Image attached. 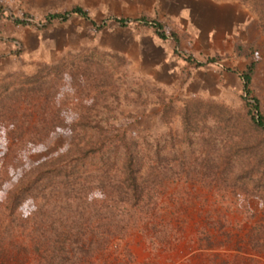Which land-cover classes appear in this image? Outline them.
<instances>
[{
  "label": "rangeland",
  "instance_id": "1",
  "mask_svg": "<svg viewBox=\"0 0 264 264\" xmlns=\"http://www.w3.org/2000/svg\"><path fill=\"white\" fill-rule=\"evenodd\" d=\"M258 1L0 0V264H264Z\"/></svg>",
  "mask_w": 264,
  "mask_h": 264
},
{
  "label": "trees",
  "instance_id": "2",
  "mask_svg": "<svg viewBox=\"0 0 264 264\" xmlns=\"http://www.w3.org/2000/svg\"><path fill=\"white\" fill-rule=\"evenodd\" d=\"M258 2H262V1H258ZM257 3V2H256ZM258 4V3H257ZM255 12L260 15V17H262L264 19V5L261 6L260 8L256 9ZM72 15H77L93 24H95L94 20L89 16V14L81 7H76L74 8L72 11L70 12H66V13H58V14H54V15H49L46 20L47 21H53V20H67L70 16ZM116 22H118L120 25H126V23L128 22V20L126 19H115ZM17 23L19 24H31L26 20H20L17 19L16 20ZM141 24L149 26L153 29H155L160 35H161V31L163 29V26L160 22L157 21H140ZM263 30H264V24L262 25ZM161 36H165V35H161ZM187 60L190 63L195 64L197 67H203L206 66L207 64H210L211 62L208 63H203L198 61L197 59H195L192 56H189L187 58ZM252 72H253V67L251 66L247 72L243 73L241 75V78L243 80V85H244V92H245V96H243V100L245 101L246 106L249 109V114L251 115V119H252V124L253 126L260 131L264 132V114L261 110V103L258 99L257 96L254 95V93L252 92L251 88H250V84L252 81ZM91 149H93V147H91ZM25 187H20V189H17V192L14 195V200L19 199L22 197V195L24 194V192H26ZM13 197V196H12ZM11 204H13V199L11 201ZM18 206V205H17Z\"/></svg>",
  "mask_w": 264,
  "mask_h": 264
}]
</instances>
